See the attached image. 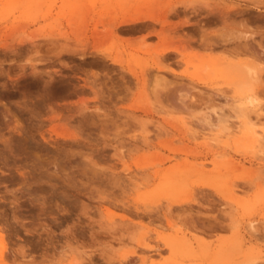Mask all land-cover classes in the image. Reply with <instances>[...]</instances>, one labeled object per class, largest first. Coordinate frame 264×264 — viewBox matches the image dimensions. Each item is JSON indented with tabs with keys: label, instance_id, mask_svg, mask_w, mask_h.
Listing matches in <instances>:
<instances>
[{
	"label": "rangeland",
	"instance_id": "rangeland-1",
	"mask_svg": "<svg viewBox=\"0 0 264 264\" xmlns=\"http://www.w3.org/2000/svg\"><path fill=\"white\" fill-rule=\"evenodd\" d=\"M249 68L264 0H0V264H264Z\"/></svg>",
	"mask_w": 264,
	"mask_h": 264
},
{
	"label": "bare ground",
	"instance_id": "bare-ground-1",
	"mask_svg": "<svg viewBox=\"0 0 264 264\" xmlns=\"http://www.w3.org/2000/svg\"><path fill=\"white\" fill-rule=\"evenodd\" d=\"M143 18L144 17H141V16H135L131 19H128L127 21L134 22V21L141 20ZM246 74L248 77L247 82H244V81L241 82L239 85V88H238L239 92H240V99L242 100V102L236 108L237 109L236 114L238 113L237 117H242L244 119V127H246L248 129V131H247V134L249 136L248 137V140H249L248 145L252 148V150L256 151L257 149H263L264 148V121L261 119V115L264 114V107L260 105L259 99L254 94L251 93V91L253 90V86H252V82L250 79H251V77L253 78V76H255V75L257 76L258 70L255 68H249ZM259 76H260V74H259ZM258 79H259V77H258ZM248 80H249V82H248ZM214 111L216 112L215 108H214ZM253 112L257 113V117L256 116H255V118L252 117ZM221 124H223V125H221ZM221 124H220L221 126H219L220 127L219 132L223 133L224 135H229L232 132L236 131L235 129H230L229 126L225 125L226 123H221ZM240 127H241V124H240ZM237 128H238V125H237ZM214 140L216 141V139H214ZM259 151H262V150H259ZM250 226H251L250 227L251 230L252 231L255 230V232H256L255 224L252 223ZM3 254H2V256H3ZM75 263L77 264V262H75Z\"/></svg>",
	"mask_w": 264,
	"mask_h": 264
}]
</instances>
